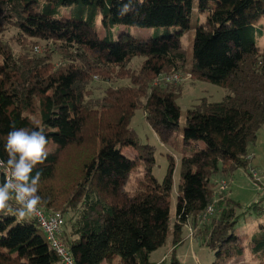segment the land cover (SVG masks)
<instances>
[{
	"label": "trees",
	"instance_id": "obj_1",
	"mask_svg": "<svg viewBox=\"0 0 264 264\" xmlns=\"http://www.w3.org/2000/svg\"><path fill=\"white\" fill-rule=\"evenodd\" d=\"M116 26L166 32L148 39L124 32L115 40L110 32ZM193 27L190 58L180 40ZM263 31L264 0H0V159H7L4 145L13 129L44 130L53 147L35 170L41 172L39 194L48 214L63 215L60 240L77 264H151L171 233L174 246L180 244L186 225L216 253L213 264H229L246 250L264 264V196L239 212L236 202L216 192V180L248 171V146L264 127V48L257 42ZM175 73L220 85L227 94L188 110L182 141L204 147L183 153L172 228L175 159L168 156L159 182L156 148L140 144L130 123L143 108L164 142L179 129L181 88L155 85ZM125 78L129 85L115 86ZM84 143L98 146L71 197L61 200L50 183L64 151ZM139 163L141 176L123 190ZM251 217L257 226L242 239L241 221ZM39 229L36 217L0 214V264H62Z\"/></svg>",
	"mask_w": 264,
	"mask_h": 264
},
{
	"label": "rangeland",
	"instance_id": "obj_2",
	"mask_svg": "<svg viewBox=\"0 0 264 264\" xmlns=\"http://www.w3.org/2000/svg\"><path fill=\"white\" fill-rule=\"evenodd\" d=\"M214 3L215 2H212V4ZM203 20H205V18H203ZM98 31L100 37L106 35V31L100 25ZM124 32L137 38L148 39L164 34L166 29H141L131 26H116L110 33L116 40L119 38L120 34ZM14 33V30L8 32L6 38L8 39L10 36L14 35ZM195 34L196 30L193 27L185 33L180 40V47L188 52L190 58H192ZM257 42L260 47L264 48V31L263 33L257 34ZM39 45L41 49L45 47V43ZM13 47L15 52L19 54V47ZM142 61L143 59L141 58L134 62L133 69L138 70ZM182 74L183 81L177 85L173 84L175 88H181L178 105L181 109L182 117L179 121V129L165 134L167 142H164L163 137L155 132L148 124L143 108H139L135 112L130 123V127L135 131L140 144L150 145L156 148L153 175L159 182H163L167 175L170 165L168 156H172L175 159L174 187L170 198L172 228L176 221V211L180 197L179 189L182 182L181 160L183 153L193 152L194 150L204 147L202 143L185 145L182 141L181 134L188 125V110L200 104L203 99H207L214 103L222 102L227 94V91L220 85L207 81H194L190 74ZM121 81L124 82H119L115 86L130 84L129 79L125 78ZM159 81L160 78L156 80L155 85H157ZM176 142L180 143V145L177 144V148L174 146ZM97 146L98 145L95 143H91V145L89 143H84L82 145H74L64 151L57 168L56 176L53 182L50 183L60 190L61 200L71 197L76 181L81 178V168L96 151ZM52 147V145L49 146V151ZM248 152L251 157L248 171L239 169L229 178L216 180V182L218 181L216 191L218 196L222 195L226 200L230 197V199L240 206L239 212L248 209L254 203L260 201L264 196V127L261 128L256 142L249 144ZM126 154L131 158H136L137 156L133 149H127ZM138 165L139 166L133 171L130 178L124 182L123 190H128L130 186L135 183L136 179L141 176L142 164L139 163ZM250 174H254V177L250 176ZM223 181L227 183L226 188L222 186ZM63 197H65V199H63ZM229 213L230 211L226 210V217ZM65 217L67 219L69 216ZM257 223L256 218L252 217L247 218L245 222L241 221L238 230L240 237L244 239L245 234L247 232L251 233L257 226ZM191 228H193L192 225L184 226L181 233V242L176 247L174 246V238L171 233L167 243L152 254L151 264H174L175 261L179 264H213L216 261V253L206 247L201 240L195 239L191 232ZM39 232L43 236H46L42 229H39ZM229 264H260V262L255 259L250 250H246L242 257L233 260Z\"/></svg>",
	"mask_w": 264,
	"mask_h": 264
},
{
	"label": "clouds",
	"instance_id": "obj_3",
	"mask_svg": "<svg viewBox=\"0 0 264 264\" xmlns=\"http://www.w3.org/2000/svg\"><path fill=\"white\" fill-rule=\"evenodd\" d=\"M127 8V6H125ZM4 151L7 159H0V214L14 215L20 220L41 216L45 203L39 194L41 172L49 155V140L42 128L13 129L7 134Z\"/></svg>",
	"mask_w": 264,
	"mask_h": 264
},
{
	"label": "built area",
	"instance_id": "obj_4",
	"mask_svg": "<svg viewBox=\"0 0 264 264\" xmlns=\"http://www.w3.org/2000/svg\"><path fill=\"white\" fill-rule=\"evenodd\" d=\"M183 81L182 73H175L173 75H162L160 81L157 82L165 84H180ZM223 188H226L227 183L223 182ZM41 216L36 217L41 229L45 232L47 240L52 249L60 257L62 264H77L74 257L69 250L60 240V236L63 234V227L65 225V219L61 213L48 214L45 207L41 208ZM212 208L209 209L208 214H212Z\"/></svg>",
	"mask_w": 264,
	"mask_h": 264
}]
</instances>
